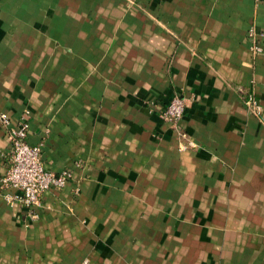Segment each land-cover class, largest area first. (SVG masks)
I'll list each match as a JSON object with an SVG mask.
<instances>
[{
	"label": "crops",
	"instance_id": "1",
	"mask_svg": "<svg viewBox=\"0 0 264 264\" xmlns=\"http://www.w3.org/2000/svg\"><path fill=\"white\" fill-rule=\"evenodd\" d=\"M120 1L0 0V116L71 173L34 215L0 187V264H264V0Z\"/></svg>",
	"mask_w": 264,
	"mask_h": 264
},
{
	"label": "built area",
	"instance_id": "2",
	"mask_svg": "<svg viewBox=\"0 0 264 264\" xmlns=\"http://www.w3.org/2000/svg\"><path fill=\"white\" fill-rule=\"evenodd\" d=\"M245 106L255 114L260 112V106L252 96H249ZM185 108V100L174 97L160 112V117L165 122L176 125L180 123ZM24 114L27 117L28 112ZM26 117H21L13 124L5 115L0 116L8 143L9 163L5 174L0 178V187L16 191L13 195H6L10 206L19 204L30 215H34V208L39 205L43 195L50 190L63 188L71 178V173L68 170L53 172L45 168L42 160L43 143H28L29 125ZM181 137L187 140L185 148L193 145L186 133H182Z\"/></svg>",
	"mask_w": 264,
	"mask_h": 264
},
{
	"label": "rangeland",
	"instance_id": "3",
	"mask_svg": "<svg viewBox=\"0 0 264 264\" xmlns=\"http://www.w3.org/2000/svg\"><path fill=\"white\" fill-rule=\"evenodd\" d=\"M159 1H164V0H158ZM149 2L150 0H121L120 3L122 5H124L125 7H128L130 9H132L131 12H128V13H140L142 15V20L143 21H158V18L155 17L156 13H150V10L149 9ZM260 2V0H254V5L256 6L258 3ZM120 5V4H118ZM128 10V9H127ZM154 11L156 9H153ZM161 15H158V17H160ZM164 20V19H162ZM252 26L250 28H248L247 30V35H246V38H247V42H248V50H249V53H250V59L251 61H253L254 59H256V57L262 53V49L258 43V40L257 38H255V36L259 33H257V31H255V25L251 24ZM260 36V35H259ZM241 93V92H239ZM244 94H240L241 96V105L243 107V109L245 110V112L247 113L248 116L256 119V120H262L263 118V110H262V107H260V112L259 114H255L252 112V110L250 108H248L247 106H245V99H243L242 97ZM175 97H177V95H175ZM185 100V99H184ZM189 101L185 100V105L187 107V104H188ZM27 112V111H25ZM24 112V113H25ZM25 115V114H24ZM28 116V115H27ZM26 117V116H24ZM159 118L161 119V121H163L164 123H167L165 122L161 117H160V114H159ZM170 124V123H168ZM172 129L174 130V132L176 133L177 135V138L178 140L180 141V143L182 144V149L185 150V149H192V148H195V145L193 144L191 147H188V148H185L184 146L186 145V141L185 139H183L181 137V134L182 133H186L187 132L181 128V125L180 123L176 124V125H173V124H170ZM188 135V134H187ZM189 137V135H188ZM190 139V137H189ZM191 141V139H190ZM192 142V141H191Z\"/></svg>",
	"mask_w": 264,
	"mask_h": 264
}]
</instances>
